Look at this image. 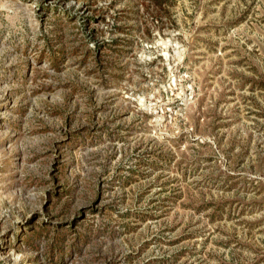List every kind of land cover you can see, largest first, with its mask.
<instances>
[{"label":"rangeland","instance_id":"374dc122","mask_svg":"<svg viewBox=\"0 0 264 264\" xmlns=\"http://www.w3.org/2000/svg\"><path fill=\"white\" fill-rule=\"evenodd\" d=\"M0 264H264V0H0Z\"/></svg>","mask_w":264,"mask_h":264}]
</instances>
